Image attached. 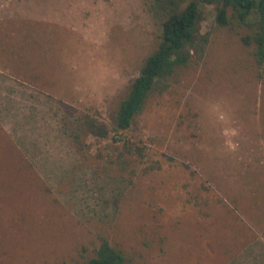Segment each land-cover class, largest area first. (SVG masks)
Listing matches in <instances>:
<instances>
[{
  "label": "rangeland",
  "instance_id": "rangeland-1",
  "mask_svg": "<svg viewBox=\"0 0 264 264\" xmlns=\"http://www.w3.org/2000/svg\"><path fill=\"white\" fill-rule=\"evenodd\" d=\"M196 1L201 55L162 81L123 131L112 128L113 114L160 42L165 14L156 0H31L9 22L8 33L26 37L8 51L25 50L29 64L52 66L41 48L77 59L88 51L91 66L79 83L75 72L76 80H58L69 86L52 91L51 121L35 124L43 161L0 152V264L86 262L102 238L126 264H196L206 246L221 248L218 257L234 253L243 226L222 216L235 214L213 183L230 191L243 179L264 184V62L259 68L254 44L242 40L250 24L231 17L219 27L215 6ZM101 128L105 137L91 133ZM49 134L64 135L66 150L48 147Z\"/></svg>",
  "mask_w": 264,
  "mask_h": 264
},
{
  "label": "crops",
  "instance_id": "crops-1",
  "mask_svg": "<svg viewBox=\"0 0 264 264\" xmlns=\"http://www.w3.org/2000/svg\"><path fill=\"white\" fill-rule=\"evenodd\" d=\"M30 1L0 0V152L6 151V148L9 147L11 151L21 155L22 159L29 157L32 160L43 161L42 152H39L41 148L37 149L33 144L37 138L35 124L41 123L44 119L51 121L48 118L50 117L49 111H47L49 107L45 105L48 104L50 98L54 100L59 98L56 94L51 96L52 91L58 87L69 86L67 83H58V80L63 78L76 80V75L73 76L75 72L80 74L77 78L79 83L82 77L84 79L86 66L88 71L90 70L91 54L88 51H80L77 54V59L73 50L68 52V50H42L40 48L37 51L38 54L41 55L43 52L47 55V59H44L43 55V62L52 64L51 67L41 66L40 68L35 64H29L27 57L30 55H27L25 50L19 48L15 53L9 52L8 48L13 40L25 42L26 37L25 33H8L9 22L18 21L25 15L24 13L20 14V11L26 5L28 6ZM16 26H19L18 23ZM16 46L22 47L24 44ZM33 52H36V49ZM69 74L72 75L69 76ZM104 84L105 82L103 87ZM74 86L75 84L71 85V87ZM89 89V96H91L90 85ZM78 91L80 92L79 89ZM83 101L82 96L76 102ZM64 104L68 105V102H64ZM27 125L34 130L31 132L32 136H27L26 132L21 131L22 127ZM37 133L40 134V131ZM25 138H30V145L25 142ZM46 138L45 144L48 147L51 146L48 144L58 143L59 148L62 146L63 150H66L64 135L61 137L49 134L46 135ZM21 151L24 154H21ZM262 180L264 182V179ZM241 181V184H236L238 185L236 188H232V191L230 188H222L217 182L213 183L216 185L217 193L221 199L235 214L224 213L222 216H225L226 219L236 216L237 221L243 226L241 232H238L239 239L230 242V249L234 253L218 257L217 255H222L221 248L206 246L202 250V254L207 257L197 260L196 264H264V184L256 187L252 185L253 180L251 179ZM256 198L260 203L259 210H256ZM223 223L229 224L227 221Z\"/></svg>",
  "mask_w": 264,
  "mask_h": 264
},
{
  "label": "trees",
  "instance_id": "trees-1",
  "mask_svg": "<svg viewBox=\"0 0 264 264\" xmlns=\"http://www.w3.org/2000/svg\"><path fill=\"white\" fill-rule=\"evenodd\" d=\"M183 0H156V5L164 14L160 42L156 51L146 58L139 75L130 82L127 92L119 101L113 114V129L123 131L131 127L135 117L140 114L150 94L172 76L176 69L185 66L193 59V52L201 55L206 37L197 38L199 10L196 0H190L181 7ZM214 5V23L226 26L235 17L238 23L250 24L251 34L245 35L244 43L254 44L253 55L259 68L264 62V0H202ZM230 11H232L230 13ZM255 13V20L250 17ZM249 20V21H248ZM199 55L197 57H199ZM162 90V89H160ZM107 130H94L91 133L105 137ZM96 249L95 257L76 264H126L124 253L114 248L102 238Z\"/></svg>",
  "mask_w": 264,
  "mask_h": 264
}]
</instances>
